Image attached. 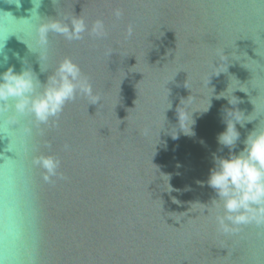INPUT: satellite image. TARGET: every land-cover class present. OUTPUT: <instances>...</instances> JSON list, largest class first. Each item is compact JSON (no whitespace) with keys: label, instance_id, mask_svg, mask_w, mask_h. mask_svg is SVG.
Segmentation results:
<instances>
[{"label":"water","instance_id":"obj_1","mask_svg":"<svg viewBox=\"0 0 264 264\" xmlns=\"http://www.w3.org/2000/svg\"><path fill=\"white\" fill-rule=\"evenodd\" d=\"M32 7L31 0L19 8L0 0L9 36L0 40V72L30 67L44 83L68 57L100 97L90 104L78 96L55 126L41 125L28 138L0 126V171L15 167L27 178L35 264H264V227L220 233L222 210L211 207L216 193L206 183L213 156L229 152L217 142L228 110L255 119L236 125L237 152L264 126V2L40 0L46 19L81 16L89 30L101 20L107 32L72 41L49 33L43 73L38 54L11 34L25 23L13 18H29ZM181 103L198 111L194 135L179 130ZM46 156L60 160L63 178L44 180L33 161Z\"/></svg>","mask_w":264,"mask_h":264},{"label":"clouds","instance_id":"obj_2","mask_svg":"<svg viewBox=\"0 0 264 264\" xmlns=\"http://www.w3.org/2000/svg\"><path fill=\"white\" fill-rule=\"evenodd\" d=\"M7 2L16 4L18 8L21 6V0ZM31 3L33 7L29 18H13L18 23H25L20 26L18 32L11 34H16L17 38L19 36V40L30 52L38 54L42 73L47 71L41 64L48 60L49 33L60 34L68 41L80 40L86 32L97 38L107 35L101 20H96L89 30L81 16L46 19L37 12L40 0H31ZM121 14L120 10L115 11L117 18ZM131 33L129 28L128 34ZM7 38H4L3 28L0 27V40L5 42ZM29 39L34 40V47L29 44ZM2 48L0 47V50ZM110 54L111 52L108 53ZM219 55V61H227L224 53ZM78 96L87 97L90 104L100 101L89 78L71 58L66 57L60 61L44 83L30 67H22L21 71L17 72L14 66H10L6 71L0 72V126L6 125L10 131L22 134L25 138L31 137L33 130H39L41 125L51 123L55 126L65 105L75 101ZM229 103L235 105L238 101L233 104L229 100ZM179 108L184 109V115L177 109L179 130L185 135H194L193 113L198 111H190L185 104ZM226 116V128L218 135L217 142L229 152L226 157L213 156L214 167L210 170L206 183L216 193L211 207L222 210L215 217L217 230L223 235H238L244 226L264 227V126L259 122L243 141L244 147L237 152L235 150L240 133L236 125L244 127L255 119H247L250 115L246 116L240 110H228ZM189 120L192 123H189ZM170 134L174 139L178 138L175 128ZM33 163L45 169V181L57 176L63 178L58 172V158L39 157ZM27 194V178L22 169L13 167L0 171V249L3 251L0 264H35L34 249L29 243L30 234L25 224ZM205 209L208 211V208Z\"/></svg>","mask_w":264,"mask_h":264}]
</instances>
